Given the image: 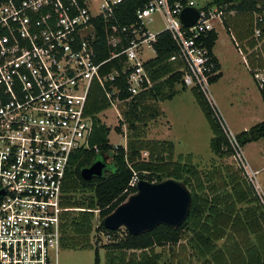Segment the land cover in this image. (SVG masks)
I'll return each instance as SVG.
<instances>
[{
	"label": "built area",
	"instance_id": "1",
	"mask_svg": "<svg viewBox=\"0 0 264 264\" xmlns=\"http://www.w3.org/2000/svg\"><path fill=\"white\" fill-rule=\"evenodd\" d=\"M99 1L8 0L0 5V264L57 263L63 222L74 211L65 204L71 159L90 148L94 133L87 113L94 85L105 90L116 109L150 89L152 69L146 63L151 59H145V51L157 55L155 44L163 32L178 48L169 61L183 74V85L209 98L211 80L219 74L207 42L216 24L224 26L234 11L200 7L194 0H148L136 12L135 23L121 25L114 20L124 0H103L96 6ZM187 7L200 13L191 27L181 20ZM157 17L163 27L153 31ZM100 29L110 49L102 62ZM233 40L264 89L263 16L254 11L251 36ZM251 56L254 66L248 62ZM113 61L119 68L104 73ZM122 79L130 94L124 100L123 88L116 84ZM224 131L234 163L264 202L257 183L260 170L251 166L238 135L225 126ZM139 182L135 173L130 188L138 191Z\"/></svg>",
	"mask_w": 264,
	"mask_h": 264
},
{
	"label": "trees",
	"instance_id": "2",
	"mask_svg": "<svg viewBox=\"0 0 264 264\" xmlns=\"http://www.w3.org/2000/svg\"><path fill=\"white\" fill-rule=\"evenodd\" d=\"M6 1L0 0V5ZM147 2L124 0L116 10L114 22L121 25L135 23L136 12ZM259 4L263 8H259ZM211 7L235 12L234 16L228 17L226 24L229 29L235 30L236 37L241 41L252 33L253 12L264 18V0H210L205 8ZM217 39V33L212 31L207 42L212 52ZM249 44L252 48L255 46L254 43ZM98 47V62L108 59L110 49L106 47L101 29ZM155 49L156 57L146 63L152 69L154 85L126 104L123 121L129 129L126 146L116 147L110 142L112 129L99 117L111 108L105 90L99 84L91 90L87 105V113L94 120L90 148L81 149L72 156L65 185L66 196L70 195L66 197L65 204L84 210L65 216L63 248L95 249V264H101L100 248H93L92 244L95 233L97 236H109V242L103 246L106 249V264H194V258L199 264H264V207L255 187L238 172L232 171L230 165L214 164L212 171L203 174L192 163V155L175 160L174 142L142 139L141 126L163 116L158 103L173 99L178 94L176 84H182L183 74L176 71L175 63L169 61L178 52L172 36L167 32L161 33ZM214 58L220 71V62ZM115 67L119 68V65L113 61L102 70L106 73ZM221 76L219 73L211 84ZM116 84L123 88L120 98H129L124 80H118ZM182 86L183 90L187 88ZM192 91L214 133L211 144L213 154L220 160L230 157L232 153L226 133L213 107L201 91ZM260 92L264 100V89ZM116 129L122 132L120 127ZM238 138L244 147L264 140V121L240 133ZM144 152L149 153L148 158L143 157ZM105 157H108V162L104 175L86 181L82 170ZM135 173L140 181L161 183L175 179L186 185L193 196L187 221L177 228L160 225L139 236H132L121 229H107L105 218L137 192V188H130ZM95 210H99V225L96 227ZM157 248L163 250L158 252ZM187 251L191 252L189 256Z\"/></svg>",
	"mask_w": 264,
	"mask_h": 264
},
{
	"label": "rangeland",
	"instance_id": "3",
	"mask_svg": "<svg viewBox=\"0 0 264 264\" xmlns=\"http://www.w3.org/2000/svg\"><path fill=\"white\" fill-rule=\"evenodd\" d=\"M194 1L197 2L198 6L202 7L210 0ZM102 2L103 0H100L96 6ZM162 27V21L160 17H157V21L152 24L151 28L153 31H158ZM217 27L220 38L214 50L223 63L222 70L224 75L216 83L210 84L209 98H206L213 107L215 115L223 128L225 126L228 130L239 135L245 129L248 130L264 121V101L262 100L257 83L253 79L248 66L244 63L236 43L232 40L233 37H236L234 28V32L232 31V34H228V27L226 25L224 28L221 24L217 23ZM237 39L239 42H242L239 38ZM145 54L146 60L155 58L156 56L155 52L151 49H146ZM260 55L264 56V47ZM248 62L250 66L257 64L256 59L252 56L248 58ZM177 90L180 92L173 99H167L158 103L160 109L164 111L163 116L149 122L145 126H141L142 139L169 140L174 142L175 160L177 161L180 157L185 159L189 155H192V163L198 166L203 174L212 171L214 164H227L233 168L232 171L238 172L246 179L245 175L237 168L231 156L220 160L213 154L211 144L214 133L192 89L186 88L183 90L182 84L179 83L176 84ZM126 109L127 105L120 104L117 106V109L111 107L99 116L103 123L112 129L109 140L113 145H127L129 129L128 125L123 123L124 111ZM118 127L122 129V132H118L116 129ZM245 153L251 166L260 170L257 183L261 187L263 196L264 140L250 143L245 147ZM143 157L148 158L149 153L144 152ZM67 196L70 197V195ZM258 197L264 207V202L259 194ZM73 210L84 209L73 208ZM69 213H73V211ZM95 214L96 227L99 225V213L95 212ZM121 231L127 230L121 228ZM97 239H100V241H97ZM108 242V236L104 234L97 236L93 233V248H100L101 264H106V249L103 246ZM162 250V248H157L158 252ZM190 253V251H187V256ZM182 255L185 256V253H182ZM192 263L199 264L200 262L194 258ZM56 264H95V249L72 250L62 248Z\"/></svg>",
	"mask_w": 264,
	"mask_h": 264
},
{
	"label": "water",
	"instance_id": "4",
	"mask_svg": "<svg viewBox=\"0 0 264 264\" xmlns=\"http://www.w3.org/2000/svg\"><path fill=\"white\" fill-rule=\"evenodd\" d=\"M199 10L187 7L181 14V20L187 27L193 26L199 19ZM108 158L97 161L91 167L82 170V177L91 181L102 177ZM193 203L191 191L183 183L168 179L161 183L143 180L138 191L111 215L105 218L107 229L116 231L125 228L132 236L150 232L160 225L177 228L187 221Z\"/></svg>",
	"mask_w": 264,
	"mask_h": 264
},
{
	"label": "crops",
	"instance_id": "5",
	"mask_svg": "<svg viewBox=\"0 0 264 264\" xmlns=\"http://www.w3.org/2000/svg\"><path fill=\"white\" fill-rule=\"evenodd\" d=\"M220 24V23H219ZM222 25V24H221ZM225 25L227 26V24H226V21H225ZM225 25L223 26L224 28H225ZM216 33H217V35H218V39H217V41L219 40V38H220V36H219V30H218V27H217V24H216V31H215ZM234 32V31H233ZM232 32V30L231 29H229L228 28V34H232L233 33ZM251 36V34L247 37V38H245L244 40H242V42L243 41H245L246 39H248L249 37ZM237 38V37H236ZM233 40V39H232ZM216 44H217V42H216ZM215 47H216V45H215ZM214 47V48H215ZM214 48H213V54H214V56L217 58V60L220 62V65H221V70L219 71V73H221L222 74V76H221V78L220 79H222V77H223V75H224V72H223V63H222V61H221V59L219 58V56L216 54V52H215V50H214ZM155 55H156V53H155ZM156 57V56H155ZM243 57V56H242ZM151 59H154V58H151ZM243 60H244V58H243ZM244 63H245V61H244ZM246 64V63H245ZM176 66V65H175ZM219 79V80H220ZM218 80V81H219ZM178 91V93L180 92L179 90H177ZM262 96V95H261ZM262 100H263V98H262ZM264 101V100H263ZM163 111V110H162ZM164 112V111H163ZM249 130V129H248ZM244 131H247V129H245ZM244 131H242V132H244ZM242 132H240V133H242ZM261 141V140H260ZM253 143H255V142H253ZM249 144H247L246 146H248ZM245 146V147H246ZM255 170H259V169H256V168H254Z\"/></svg>",
	"mask_w": 264,
	"mask_h": 264
}]
</instances>
